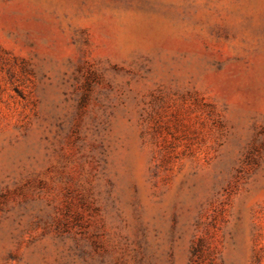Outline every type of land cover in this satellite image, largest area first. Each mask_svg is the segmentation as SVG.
<instances>
[{"label":"rangeland","instance_id":"374dc122","mask_svg":"<svg viewBox=\"0 0 264 264\" xmlns=\"http://www.w3.org/2000/svg\"><path fill=\"white\" fill-rule=\"evenodd\" d=\"M0 264H264V0H0Z\"/></svg>","mask_w":264,"mask_h":264}]
</instances>
